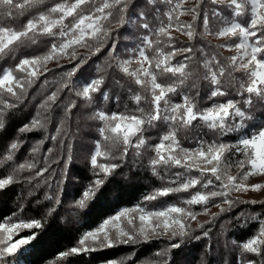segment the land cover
<instances>
[{
  "label": "snow or ice",
  "instance_id": "1",
  "mask_svg": "<svg viewBox=\"0 0 264 264\" xmlns=\"http://www.w3.org/2000/svg\"><path fill=\"white\" fill-rule=\"evenodd\" d=\"M184 14L191 22L181 21ZM172 29L187 41L178 45ZM207 35L225 39L214 45ZM221 48L235 54L225 57ZM0 59V134L8 137L0 144L6 173L0 192L18 183L29 196L44 193L43 201L22 195L16 211L0 218V262L11 254L27 256L43 243V224L61 205L64 186L74 182L69 167L76 138L84 142L86 136L89 177L74 209L103 196L118 170L144 169L160 184L82 230L73 246L57 253L65 264L118 246L132 250L99 264H167L171 249L201 238L209 242L199 264H264V207L228 221L232 228L255 223L242 240L222 224L223 242L215 248L193 207L215 223L237 203L232 191L264 189V181L246 182L264 175V0H196L191 7L183 0H0ZM63 59L65 70L48 68ZM53 71L49 81L44 73ZM42 77L47 91L38 96L34 86ZM82 114L91 122L87 131ZM181 133L191 136L182 139ZM46 141L57 151H42ZM233 166L239 175L229 174ZM190 189L178 202L150 206ZM24 200L35 203L39 218L24 215ZM42 203L48 206L41 211ZM213 204L219 211L210 213ZM22 230L29 234L18 235ZM163 237L170 241L166 247L138 256L137 246Z\"/></svg>",
  "mask_w": 264,
  "mask_h": 264
},
{
  "label": "trees",
  "instance_id": "2",
  "mask_svg": "<svg viewBox=\"0 0 264 264\" xmlns=\"http://www.w3.org/2000/svg\"><path fill=\"white\" fill-rule=\"evenodd\" d=\"M175 38L178 41V45L179 42H184L177 37ZM204 39L210 41L207 36H205ZM210 42L214 45L216 44L212 41ZM78 51L84 53L87 52L88 49L79 48ZM219 51L223 56L227 57L221 49H219ZM9 63L11 62L9 61ZM4 64L5 61L0 59V66H3ZM57 65L63 66V68L58 69L59 71L65 70L68 66V60L65 59L64 62L60 64H54L49 69H57ZM55 75V71H53L51 75L44 73V76L47 77L49 81H51ZM42 81L43 77L41 78V84L34 86L37 88L36 94L38 96L47 91V87L43 86ZM32 111H34V109H32ZM257 111H259V108H257ZM27 113L28 109L23 113L17 114L13 124L10 126V132L13 127L18 126L20 121L24 120ZM85 117L86 114L81 115L80 123L82 127H84V130L87 131V125L91 122L87 121ZM51 130L54 131V129ZM186 135L189 136V138L191 136L190 133H181V138L183 139ZM7 138V136L0 134V144H3ZM36 138L39 137H34L32 135L25 136V139L27 140ZM87 140L88 138L86 136L84 142L80 141L79 136L76 138V151L73 154L72 164L69 167V176L74 179V182L64 186V192L61 196V205L56 208V211L48 217L47 221L43 224V228L40 230L42 233L40 240L43 241V243L35 245L33 250L27 256L17 257L15 254H11L6 261L0 262V264H15L17 259L20 260L21 264H65V258L58 257L57 253L65 250L67 247L73 246L77 242V238L82 230L86 229L89 225H92L95 221H98L101 217L109 214L121 205L138 202L142 194H145L152 187L159 186L160 181L152 176L150 172H145L144 169H133V171L130 172L129 169L125 168L123 174L118 170L115 177L110 179L103 196L92 201L88 208L74 209L73 204L71 205L70 202H74V199L78 197L81 184L89 177V170L84 159L85 157L81 156V154H84L85 156L87 153ZM185 143H190V139L185 141ZM47 147H53L54 152L57 151L50 141L45 142L42 151H46ZM55 159V156H53L54 161ZM57 165L58 162L54 163L53 167H57ZM133 172L136 174H133ZM3 174H6L5 170L0 167V175ZM26 188L27 186L25 185V189ZM22 195L28 197V199H32V196H34L43 201L44 193L43 191L37 190L32 193V196H29L28 191L25 190L22 192L20 184L17 183L10 186L8 191L0 192V218L8 217L16 211V202ZM24 205V215L26 217L32 216L39 218V213L33 210L36 208L35 203L29 204L28 200H24ZM47 206V204L42 203L41 211ZM262 207H264V204L261 202L255 204L244 203L242 201L237 202L230 212L223 214L225 217L224 219H228L225 221L228 235L235 236L238 240H242L246 235L251 233L256 227L254 222H248L243 227L232 228L229 226L228 221L235 223L233 217H235L237 213L246 211L259 212ZM207 231L209 232L212 243V237L214 234L215 236L218 234L217 223L212 225ZM26 234H29V230H22L21 233H19V235ZM169 242L168 238H160L151 240L147 243H142L137 246V254L140 258H144L154 253L158 248L166 247ZM208 242L209 241L206 238H201L200 240H183L179 248H173L170 250V259L167 264H197L200 254L203 252L204 246ZM131 250L132 249L128 246H118L89 252L87 254H79L68 259H71L72 264H99V261L102 259L121 257ZM213 264H216L215 259H213Z\"/></svg>",
  "mask_w": 264,
  "mask_h": 264
},
{
  "label": "rangeland",
  "instance_id": "3",
  "mask_svg": "<svg viewBox=\"0 0 264 264\" xmlns=\"http://www.w3.org/2000/svg\"><path fill=\"white\" fill-rule=\"evenodd\" d=\"M196 3V0H183V4L185 6H188V7H191L193 4ZM181 21L182 22H191V16L188 15V14H184L180 17ZM173 33H174V36L181 39L182 41L186 42L187 41V36L182 33V32H179V31H176L175 29H172ZM207 38L216 43V44H220L223 42V40L225 38H217L213 35H207ZM221 51L224 52V54L226 56H231L233 54H235V49H227V48H221ZM65 59L63 60H59V61H51L49 62L48 64V68H51L54 64H60L62 62H64ZM81 156L85 157L84 154H81ZM85 159V158H84ZM83 159V160H84ZM103 162V161H101ZM229 174H232V175H239V172H238V169L233 166L229 169ZM260 181H264V175H256V176H249L248 180L246 181L247 183H252V182H260ZM191 189L188 191V193H184V192H181V193H176V194H169L167 197H161L159 198L157 201L155 202H149L150 203V206L152 204H155L156 206H162L166 203H170V202H178L179 200L183 199L185 196H187L189 193H191ZM230 198L239 202V201H242V202H246V201H251V200H255L256 203H260L262 201H264V189L262 190H259V191H254V190H251L249 189L247 192H243V191H232L230 193ZM74 202H70V204L72 205ZM194 209L196 211L199 212V215L197 216V221H202L204 222V228L205 230H209L211 228L212 225H214L215 223H217V231H218V234L215 236L212 237V245L213 247L215 248L217 246V243L218 241L220 243L223 242V238L221 236V233H220V229H221V225L223 224L224 226H226V220L228 219H224V213L220 214L217 218H216V222L215 223H212V222H209V215L208 214H205L203 212H200V206L196 205V206H193ZM219 209L213 204L212 206L209 207V212H218ZM197 221H192L191 222V227L196 231L197 235H199V231L200 229H196L195 228V225L197 223ZM224 222V223H223ZM226 228V227H225ZM199 232V233H198ZM19 235V234H18ZM16 237H14L15 239ZM163 238H167V237H163ZM215 255V253H214ZM199 264V261L198 263Z\"/></svg>",
  "mask_w": 264,
  "mask_h": 264
}]
</instances>
